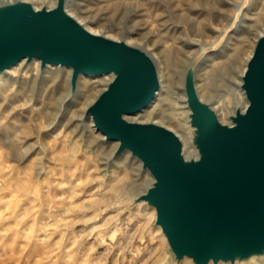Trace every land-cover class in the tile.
<instances>
[{
    "label": "water",
    "instance_id": "water-1",
    "mask_svg": "<svg viewBox=\"0 0 264 264\" xmlns=\"http://www.w3.org/2000/svg\"><path fill=\"white\" fill-rule=\"evenodd\" d=\"M67 0L0 3V74L21 61L39 60L71 69L70 96L82 75H113L85 116L116 155L129 151L152 178L122 204L155 210L170 260L181 264H242L264 258V33L255 40L240 85L246 105L220 118L196 86L201 56L186 67L184 119L196 154L187 156L180 136L154 121H132L161 89L155 61L141 47L87 29L66 8ZM183 119V121H184ZM139 206V207H140ZM122 211V212H123Z\"/></svg>",
    "mask_w": 264,
    "mask_h": 264
},
{
    "label": "rangeland",
    "instance_id": "rangeland-1",
    "mask_svg": "<svg viewBox=\"0 0 264 264\" xmlns=\"http://www.w3.org/2000/svg\"><path fill=\"white\" fill-rule=\"evenodd\" d=\"M215 1L225 5L227 14L232 13V8L227 4L231 0H87L82 8L76 6L75 11L101 33L117 36L118 39H128L127 35L135 44L151 47L163 59L159 74L162 82L167 83V62L175 53L174 37L200 32V26L192 28L193 25L185 23L180 16L192 12L189 10L198 5L208 8V12L214 8ZM246 11L253 14L254 20L240 27L239 35L242 34L237 44L251 51L254 38L264 29L263 24H255L258 14H264V0L254 3L250 0ZM198 15L192 14V22L196 21ZM212 34L208 36L209 40ZM188 51L189 48H185L184 55H188ZM56 67L59 72L66 69ZM184 72L181 63L173 72L175 84L179 86L175 90L182 96H185ZM93 77L98 76L82 80L91 101L98 94ZM59 83L62 81L59 80ZM197 88L199 93H204V99L217 106L212 95L227 94L229 90L219 80L213 81L211 92L201 89L200 83ZM64 89H67L66 85ZM236 89L237 92L228 95L229 101L226 100L230 105L240 92L238 85ZM5 93L0 91L4 97ZM7 93L11 98L5 97L6 103L0 100V135L5 136L6 141L9 136L16 138L20 152L28 159L25 157L24 162H19L14 157H8L5 154L10 150L6 145L0 146V166H17L15 171L23 177L19 182H0V204L3 203L0 210V264H167L169 253L166 243L161 244L159 235L154 232V220L148 218L151 211L147 210L153 208L141 205L137 213H134L136 206L121 213L117 207L118 201L140 188L133 185L130 169L127 174L121 173V178L120 175L108 176L103 171V156L112 143L104 137L103 144L98 141L95 147H91L70 126L52 131L44 129L39 137L36 130L44 125L45 117L41 111L46 103L36 100L30 107L24 106L27 96L15 85ZM161 93L164 94V90ZM56 94L53 95L55 98ZM174 100L171 109L179 114L173 119H165L163 123L180 132L182 126L179 123L183 122L186 107H180L181 103L178 107L176 102L180 101L178 98ZM11 104L20 105L18 109L24 108L31 122H27L18 109L10 110ZM159 118V115H155L153 119ZM62 138L63 142L60 140ZM39 141L50 149L49 154L47 149H41ZM2 154L5 157L2 158ZM124 157L136 164L139 162L129 151ZM31 158H43L45 161V167L37 164V172L41 174L36 182L26 180ZM126 164L127 167L133 165ZM140 175V182L150 178L148 172ZM114 219L119 222L123 220L117 224Z\"/></svg>",
    "mask_w": 264,
    "mask_h": 264
},
{
    "label": "bare ground",
    "instance_id": "bare-ground-1",
    "mask_svg": "<svg viewBox=\"0 0 264 264\" xmlns=\"http://www.w3.org/2000/svg\"><path fill=\"white\" fill-rule=\"evenodd\" d=\"M34 1L37 7H39L41 4H44L46 2L48 3V6H54L56 3V0H34ZM85 1L87 0H67L66 1L67 11L71 15L76 17L77 20H79L90 31L94 33L104 34L110 38L118 39L117 36L101 33L102 31H100L96 27H93L89 21H87L82 16H79L76 13L75 7L78 6L79 8H82ZM252 1L254 3L257 0L256 1L252 0ZM227 4L232 8V10L230 9L232 11L231 14L230 13L227 14V10L224 4L221 3L218 4L216 1L213 2L214 8L211 9L212 11L209 10L207 12L208 8H205L204 6H200V5L193 7L189 11H192L193 13L196 14L199 13V15L195 18L196 19L195 22H192V20L194 19V17L192 16L193 14L192 12H188L184 16L183 15L180 16L178 14L182 19H184L185 23H189V25H193L192 28L194 27L197 28L196 25L200 26L199 27L200 32L194 35L187 34L186 36L174 37L175 53L173 55V58L169 59V61L167 62L168 64L167 83H163L162 79L160 78L161 89L157 92L154 101L151 103L149 107H147L142 112H139L138 114L133 116H128L129 120L141 121V122L154 121L159 124H163L167 126L166 124L163 123L164 120L173 119L177 114H179V112L173 111L171 109V104L175 102L174 99L178 98V100L180 101L178 102L176 100L177 101L176 105H178V107H179V103H181L180 107H187L186 97L182 96L181 93L175 90V88H177L178 85L176 86L175 84L176 82L175 74L173 72L179 66L180 63L182 69L185 68L186 70L188 64L198 56H201V59L198 65V70L196 75L197 77L196 86L198 87L200 83V86L202 87L201 89L207 91L209 90V92H211L213 90L211 89L213 81L219 80L221 82V85L229 89L227 94L222 92L219 93L220 95L218 94L212 95L215 98V102L218 103V106L213 104V107L214 108L219 107V109L217 108V110L219 112L220 118L223 121H226L227 112H232L235 106L239 103H241L243 107L246 105V100L244 98L243 91L241 90L240 85L242 82V75L247 65V61L251 56L253 50L250 51V49H248L247 51L245 46L237 44V40H239L240 38L239 36L242 34L241 32V34L239 35L240 27L249 25V23H251L254 20V17L253 14L248 13V11L245 12V10L248 8V5L250 4V0H231V2L229 1ZM258 15L259 16L255 18L256 26L258 25L260 26L262 24L264 25V14H258ZM100 20L101 19H99V21ZM210 33H213L212 39L210 38L211 40H209ZM263 33H264V29H262V31L257 33L256 37H258ZM126 37L128 38L126 39V42L143 48L151 55L159 71L160 66H162V62H163L162 57L154 53L151 47H147L140 43L135 44V42L131 40L129 36L126 35ZM205 37L207 38L204 39ZM256 39L257 38H254L253 40L254 42L250 46L251 48L252 46L254 47ZM185 48H189L188 55H184ZM245 54L246 57L244 56ZM57 68L58 67H56L55 65H49L44 71H40L39 60H34L33 63L31 64H25L24 61H21L18 65L8 69L6 73L0 74V91L6 92L5 97L7 99L9 97V93H7V91L9 92L10 87L15 85L21 91L25 92L27 96L24 106L30 107L32 103L37 102L36 100H38L39 103L40 102L46 103L47 108L45 107L41 111L42 116L45 117L44 125L38 127L36 130V133L39 137H41V131L44 129H46V131H50L51 129L54 130V129H59L61 127L65 128L66 126H70L72 127V131L74 132L76 131L77 134L80 136V138H82L87 143V145L91 147H95L98 141L100 144H103L102 142L105 136L95 128L92 117L90 115L85 116V113L88 106L96 99L98 94L102 90H104L107 84L112 80L113 75H103L92 78V79H96L93 81L94 82L93 85L94 87H98V94L95 96V99L91 101L88 99L87 96L88 88H86V86L84 85L85 84L84 81H82L83 78L85 77L88 78L89 76L86 75L81 76L78 82V87L75 95L70 96L69 92H70L71 69L66 67L65 70L59 72ZM56 72L58 73V78ZM59 80H61L62 83H59ZM183 84H184V79H183ZM64 85L67 86V89H64ZM237 85L239 86L240 92L237 93L238 97H236L232 101V104L230 105L226 100L228 99L229 101L230 99L228 95L230 94L233 95V93L237 92L238 90L236 89ZM81 86H82V90H81ZM163 90H164V94L161 93ZM54 94L57 95L56 98L53 96ZM199 94L204 99L205 96L204 93L200 92ZM208 95L211 96V94ZM225 95L226 98H224ZM5 97L0 94V98H1L0 100L6 103ZM19 106L20 105L17 104H11L10 110H16L18 109ZM24 106L22 105V107ZM175 109H177V107ZM18 110L20 111L19 114L23 116L27 122L30 123L31 119L29 118L28 112H25L24 108ZM184 110L188 112L187 108ZM83 113H84V117H83ZM155 115L156 116L159 115L160 118L153 119ZM186 121L187 120L184 119L183 122L179 123V125L182 126L180 132H176L174 129L173 130L182 139L185 152L187 156H190L191 154H196V151L195 148H193V146L190 143V130L188 127H186ZM0 129H2V126H0ZM95 131L97 133H95ZM4 137L5 136L0 135V146L6 145V147L10 150V152H8V154L5 155H7L8 157H14L15 159L19 160V162H24L27 156L22 155V153L20 152V148L18 146V141L16 140V138H14L13 136H9L6 141ZM60 140L62 142L64 141L63 138ZM108 142H111L112 144L108 145V149L106 153H104L105 155L103 154L104 155L103 163H102L103 171L108 176L112 175L116 177L121 173L124 174L129 173L130 172L129 169L132 170L131 171L132 172L131 174L133 176L132 179L134 178L133 185L140 188L139 191H137L132 195L135 196L137 194L142 193L147 187V185L150 184L152 178L148 177L149 179L147 181L140 182L139 181L141 176L140 175L141 163H139L140 161L137 159L139 161L137 162V164L133 160L128 161V157H124L127 155L128 151H126L122 155H116L118 142L116 141H108ZM39 145L41 146V149L44 148V151H46L47 149V152L49 154L50 149L48 147L46 148L45 144H43L42 141H39ZM3 156L4 155L2 154L1 157L3 158ZM126 162L132 163L133 164L132 167L131 164L130 166L127 167ZM38 163H41L42 167H45V161H43V158H39V160H35L32 158L30 159V165L28 171L27 173L24 172L28 174V176L26 177L27 179L24 177L27 181L36 182L37 181L36 178L40 177L41 172L39 170H38L39 172H37ZM16 168L17 166L16 167L9 166L8 164L4 165V167L0 166V182H19L23 177L17 174V171H15ZM145 176L147 177V175ZM119 177L121 178V175ZM25 179L23 180L25 181ZM61 180H59V182ZM130 196H126L125 199H121L120 201H118L117 207L121 209V213L124 209L122 204L126 203L127 200L131 198ZM1 205H3V203L0 204V210L2 209ZM139 206L140 205H137L135 209L136 211L134 213L138 212ZM147 211H151V213L148 212V214H150V216L148 217L149 220H154L155 210L150 209ZM143 214L146 215L147 213H143ZM113 215L114 214H112V216ZM114 220L117 224H120V222L123 219H121L120 222L118 219H114ZM154 228H155L154 232L157 235H159L160 238L159 240L161 244H165L166 239L163 233L161 232V228L158 225H155ZM167 264H174L170 260V255L168 257ZM181 264H190V259H185ZM242 264H264V258L261 259L254 258Z\"/></svg>",
    "mask_w": 264,
    "mask_h": 264
},
{
    "label": "clouds",
    "instance_id": "clouds-1",
    "mask_svg": "<svg viewBox=\"0 0 264 264\" xmlns=\"http://www.w3.org/2000/svg\"><path fill=\"white\" fill-rule=\"evenodd\" d=\"M0 2H3V0H0ZM7 3H15L16 0H6Z\"/></svg>",
    "mask_w": 264,
    "mask_h": 264
}]
</instances>
